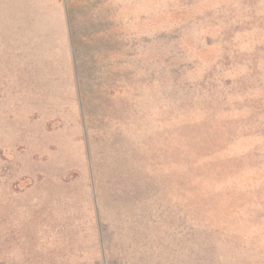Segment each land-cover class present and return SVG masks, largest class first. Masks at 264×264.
Wrapping results in <instances>:
<instances>
[{
  "label": "rangeland",
  "instance_id": "obj_1",
  "mask_svg": "<svg viewBox=\"0 0 264 264\" xmlns=\"http://www.w3.org/2000/svg\"><path fill=\"white\" fill-rule=\"evenodd\" d=\"M0 264H264V0H0Z\"/></svg>",
  "mask_w": 264,
  "mask_h": 264
},
{
  "label": "crops",
  "instance_id": "obj_2",
  "mask_svg": "<svg viewBox=\"0 0 264 264\" xmlns=\"http://www.w3.org/2000/svg\"><path fill=\"white\" fill-rule=\"evenodd\" d=\"M29 70H30V68H29V66H28V68H26V67H22L21 68V73H22V75L23 74H25L26 73V75H27V77H28V83L30 82V80H29ZM65 73H66V76H65V79H64V84L66 85V95L67 96H72V98L74 97V92H75V89H76V75H75V64H74V59L72 60L71 59V62H70V60H68V62H66V71H65ZM61 77V76H60ZM60 77H58V80L60 79ZM60 81V80H59ZM35 84H36V86H35V89L34 90H37V91H45V90H50V92L52 91V88L54 87V85H55V89L57 90V92L55 93L57 96H59V94H57L59 91H58V86H57V81L54 83V85L52 86V82L51 83H49L48 85L47 84H45L44 83V81H43V83H39V81H36L35 82ZM56 86H57V88H56ZM29 88V87H28ZM40 91V92H41ZM56 96V97H57ZM60 97V96H59ZM58 99V98H57ZM54 112L55 113H53L54 114V119H52L53 121H55L56 123H58L57 122V116H59L60 114H63V112H61L60 111V109L58 108V110L56 109V110H54ZM71 113H73V110H72V112ZM34 114V113H33ZM37 114H38V116L40 115V116H42L41 114H40V111H38L37 112ZM54 124H51V129L53 130V128H54V126H53ZM39 129H40V127H38ZM57 128V127H56ZM59 128V127H58ZM57 128V129H58ZM42 129H43V131L44 132H46V130H48V128H47V124H46V121L45 122H43V126H42ZM41 129V130H42ZM59 144L58 143H55V142H52V143H50L49 144V146L50 147H57ZM42 146L43 147H45V146H47V144H46V141L45 140H43V144H42ZM45 155V154H44ZM43 155V157H45Z\"/></svg>",
  "mask_w": 264,
  "mask_h": 264
}]
</instances>
